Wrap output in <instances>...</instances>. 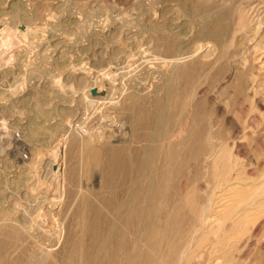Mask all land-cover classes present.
I'll list each match as a JSON object with an SVG mask.
<instances>
[{
    "label": "rangeland",
    "instance_id": "1",
    "mask_svg": "<svg viewBox=\"0 0 264 264\" xmlns=\"http://www.w3.org/2000/svg\"><path fill=\"white\" fill-rule=\"evenodd\" d=\"M238 13L248 15L245 26L234 25ZM6 32L14 42L11 50ZM163 43L165 50H160ZM96 86L105 99L96 105L84 103L83 95L98 92ZM122 89L136 96L139 91L141 97L129 99L124 108L115 101ZM132 103L154 111L146 124L136 119L131 124L137 165L129 179L100 188L102 167L86 161L79 135H103L108 119L122 126L135 117ZM76 119L77 127L67 128ZM5 130L22 134L26 148L20 156L27 163L32 156L50 158L53 169L63 161L56 204L29 195L33 173L11 165ZM150 184H160L163 195L150 197ZM129 187L138 188L135 224L125 218ZM48 193L52 197L53 189ZM109 197L114 202L110 207ZM38 205L53 208L40 220L37 243H50L59 229L52 246L63 252L67 264H91L95 260L86 255L95 251L101 256L102 250L109 254L105 264H127L125 245L139 264L151 257V264H264V0H0V234L16 231L7 219L32 216ZM89 205L104 216L102 230L89 229L94 224ZM239 218L244 222L240 229L234 226ZM106 235L110 242L101 247ZM3 240V245L10 242ZM23 245L33 247L30 242ZM159 256L161 261L156 260ZM133 261L128 264H136Z\"/></svg>",
    "mask_w": 264,
    "mask_h": 264
},
{
    "label": "bare ground",
    "instance_id": "2",
    "mask_svg": "<svg viewBox=\"0 0 264 264\" xmlns=\"http://www.w3.org/2000/svg\"><path fill=\"white\" fill-rule=\"evenodd\" d=\"M176 9H174V11H175ZM150 11V10H149ZM178 11V10H177ZM238 11V10H237ZM179 12V11H178ZM242 12V11H241ZM246 14V13H245ZM244 13H238L237 14V20H235V21H237V23H235L234 25H236V24H239V26H245V22L247 23V21H249L248 20V18H247V16L245 15ZM175 15V14H174ZM184 16V15H183ZM153 17V16H152ZM173 17V16H172ZM174 18H176V16L174 17ZM173 18V19H174ZM184 18V17H183ZM177 19H178V17H177ZM191 19V18H190ZM176 20V19H175ZM174 20V21H175ZM130 21V20H129ZM234 21V22H235ZM250 22H251V19H250ZM250 22H248V23H250ZM181 23V22H180ZM131 24V23H130ZM244 24V25H243ZM153 26V25H152ZM218 27V29L216 30V35H218L220 32H221V25H219V26H217ZM155 29V28H154ZM234 30H235V27L233 28ZM236 29H239V28H237V26H236ZM104 31V30H103ZM5 33V32H4ZM3 34V33H2ZM14 34V33H13ZM226 34V33H225ZM16 35V34H15ZM12 35L11 34H9V33H7L6 32V34H4V39L5 40H7V41H11V44L9 45V49H10V46L12 45L13 46V43L14 42H12V37H11ZM176 36V35H175ZM215 36V35H214ZM16 37V36H15ZM173 37V36H172ZM175 38V37H174ZM17 39V38H16ZM20 39V38H19ZM215 39H217V38H215ZM214 39V40H215ZM21 40H23V38L21 39ZM214 40H213V42H214ZM162 41V40H161ZM216 41V40H215ZM172 44V43H171ZM179 49V48H178ZM11 50V49H10ZM160 50H165V44L163 43L162 44V46H161V48H160ZM177 50V49H176ZM210 51V50H209ZM157 52V51H156ZM177 52V51H176ZM181 52V51H180ZM157 54V53H156ZM159 54V53H158ZM210 54V53H209ZM212 54V53H211ZM185 55V54H184ZM186 56V55H185ZM178 57V56H177ZM179 57H181L180 55H179ZM188 57V56H187ZM186 57V58H187ZM206 57H209V56H206ZM175 58V57H174ZM183 58H185V57H183ZM185 58V59H186ZM210 58V57H209ZM208 58V59H209ZM177 59V58H176ZM181 59V58H180ZM204 59V58H203ZM187 60V59H186ZM175 61H177V60H175ZM174 62V61H173ZM177 62H179V61H177ZM175 64H177L176 62H175ZM176 66V65H175ZM173 74V73H172ZM241 77V76H240ZM166 80V79H165ZM170 80V79H169ZM177 80V79H176ZM179 81H180V79H178ZM98 81V80H97ZM107 81V80H106ZM113 81V80H112ZM102 83V82H101ZM99 84V83H98ZM108 85V84H107ZM103 86V85H102ZM133 86V85H132ZM98 86H96V89H98L97 88ZM104 87V86H103ZM124 87V86H123ZM167 88V87H166ZM89 89V88H88ZM88 89H87V91H88ZM91 89V88H90ZM99 89H100V87H99ZM99 89H98V92H96V93H93V92H89L88 91V93H85V91H83V94H81V95H83V99L85 100V101H83L84 103L86 102V104H94V105H96V104H98V103H101L104 99H105V97H106V94L100 89V91H99ZM123 90V89H122ZM86 91V92H87ZM97 91V90H96ZM107 91V90H106ZM108 92V91H107ZM167 92V91H166ZM143 93V92H142ZM148 93H149V91H148ZM147 93V94H148ZM154 93V92H153ZM111 94V93H110ZM118 94V93H117ZM117 94L115 95V97L117 96ZM138 94H140L139 93V91H138V93H137V96H136V94L134 93V91H128V90H123V92H121V93H119L118 94V97H116L117 99H115V101H116V103H117V105H119L118 103H121L122 105H123V107L125 108L126 107V105H128L127 104V101L130 99V101L132 100V99H134V98H137L138 97ZM150 94V93H149ZM148 94V95H149ZM166 94V93H165ZM109 95V94H108ZM114 95H113V97L111 98L110 97V99H113L114 98ZM160 95V94H159ZM108 97V96H107ZM139 97H141V94H140V96ZM166 97V96H165ZM108 99V98H107ZM148 99V98H147ZM108 102V101H107ZM112 102V101H111ZM133 102V101H132ZM112 104V103H111ZM110 104V105H111ZM151 104V103H150ZM154 104V103H153ZM85 105V104H84ZM114 105V104H113ZM116 105V104H115ZM136 105V104H135ZM85 106H87V105H85ZM93 107V106H92ZM113 107H116V106H113ZM162 107V106H161ZM83 108V107H82ZM128 108H129V106H128ZM130 109H132L133 110V112L132 113H134L135 115H132V117L133 116H135V117H137V118H135V117H130V118H132V119H129L128 121H126V119L124 120L125 122L123 123V125L122 126H120V125H118V127H116L117 125H116V123H114V120H111V119H108L107 117H110V116H105V118H107L108 120H105V123H104V129H103V135H101V136H96L97 135V133H96V135H92L93 137H90V136H87L86 134H84L83 133V135H79V150H80V152L83 154V155H85V159H86V161L88 160V161H90V163H94V164H99V165H101V167H102V175H101V180H102V182H101V184L99 185V187L101 188V187H103V186H106V187H114V186H117L119 183H120V181L122 180V178L124 177V178H126V180L127 179H129L128 178V176L131 174V172H132V170H133V168L137 165V159H136V157H135V149L133 148V147H135V145H133V143L135 142L134 141V139H135V135H134V127H132L131 126V124H133L132 122H134L135 121V119H136V121L137 122H140L141 124H146L147 122H149V120H150V118H152L153 117V115H154V111L151 109V108H147V107H142V108H139V109H137V107L136 106H134V104L132 103V106H131V108ZM129 109V110H130ZM127 112H128V110H127ZM129 113H131V110H130V112ZM100 115V114H99ZM124 115H126V114H124ZM130 115V116H131ZM103 117V116H102ZM129 117V116H128ZM127 117V118H128ZM80 118V117H79ZM104 118V119H105ZM114 118V117H113ZM112 118V119H113ZM126 118V117H125ZM158 118V117H157ZM181 118V117H180ZM78 119V118H77ZM76 119V122L74 123L73 121V126H71V125H68L67 126V128L69 127V129L71 128V129H75L76 127H77V124L79 123V121ZM99 119V118H98ZM71 121V120H70ZM101 121V120H100ZM116 121V120H115ZM123 122V121H122ZM97 123V122H96ZM70 124V123H69ZM101 124H102V122H101ZM101 124H100V126H101ZM165 124V123H164ZM163 124V125H164ZM155 125V124H154ZM66 126V125H65ZM79 127V126H78ZM94 127V126H93ZM97 127H98V125H97ZM163 127V126H162ZM134 128V129H133ZM19 129V128H18ZM78 129V128H77ZM160 130H163L162 128L160 129ZM15 131H17V130H15ZM15 131L13 132L12 130H5L4 131V135H3V137H4V139H5V142H6V144L8 145V147H9V155H12L13 156V158H12V160H11V165L13 166V165H15V166H13V167H18V168H25V169H29V171L30 172H32L33 173V179H34V181H33V183H32V187H30V190H29V195L33 198H40V200H41V198H43V200H48V201H50V200H52L53 199V203L51 204V205H53V204H56L57 203V201L60 199L59 197H60V195H61V192H62V188H61V186H62V184H60L61 182H63V181H61L62 180V178H63V168H64V164H63V161L61 160H58L57 161V164L55 163V165H54V167H53V169H52V167L50 166V163H49V160H50V158H48L49 160H46V159H44V158H37V159H35V158H33V156H32V159L31 160H29L28 161V163L25 161L26 159H24V156H20L21 154V151L23 150V149H25L26 148V144H25V142L23 141V140H21L20 139V137H22V134H19L18 132V134H16L15 133ZM70 131V130H69ZM141 131V130H140ZM80 132V131H79ZM160 132V131H159ZM162 132V131H161ZM176 132H178V133H180L181 132V128H179V129H176ZM34 133H35V131H34ZM59 133V132H58ZM73 133H76V132H73ZM81 133V132H80ZM184 133V132H183ZM30 133H28V135H29ZM21 135V136H20ZM32 135H33V132H32ZM162 135V134H161ZM2 136V135H1ZM2 137V138H3ZM137 137V136H136ZM139 138V137H138ZM62 139V138H61ZM202 140V139H201ZM157 141V140H156ZM204 142V141H203ZM2 143V142H1ZM194 143V142H193ZM200 143V142H199ZM5 144V143H4ZM135 144V143H134ZM155 144V143H154ZM178 145V144H177ZM29 146V145H28ZM27 146V147H28ZM4 147V146H3ZM2 147V149H4ZM191 148V147H190ZM4 150H6V149H4ZM158 150V149H157ZM7 151V150H6ZM58 151V150H57ZM2 152V151H1ZM26 152H28V151H26ZM50 152V151H49ZM48 152V153H49ZM61 152V151H60ZM189 152V151H188ZM195 152V151H194ZM24 153V152H23ZM172 153H173V151H172ZM51 154H53V152L51 151ZM171 154V153H170ZM8 155V154H7ZM8 155V156H9ZM45 155V154H44ZM49 155V154H48ZM82 155V158L84 157ZM176 155V154H175ZM194 155H195V153H194ZM209 155V154H208ZM214 155V154H213ZM51 156V155H50ZM148 156V155H147ZM5 157V156H4ZM7 157V156H6ZM46 157V156H45ZM52 157V156H51ZM210 157V156H209ZM25 158H28L27 156H25ZM55 158V157H54ZM60 158V157H59ZM207 158V157H206ZM213 158V157H212ZM53 159V158H52ZM202 159V158H201ZM4 160V159H3ZM172 161V160H171ZM26 162V163H25ZM145 162V161H144ZM212 162H213V160H212ZM211 162V163H212ZM141 163H142V161H141ZM140 163V164H141ZM51 164H52V161H51ZM182 164V163H181ZM207 164H210L209 162L207 163ZM213 164V163H212ZM211 164V165H212ZM215 164V163H214ZM10 165V164H9ZM149 165V164H148ZM171 165V164H170ZM141 166V165H140ZM214 166H216V165H212V167H214ZM8 167V166H7ZM147 167V166H146ZM154 167V166H153ZM66 169V168H65ZM53 170V171H52ZM158 170V169H157ZM22 172V171H21ZM31 173V174H32ZM100 176V175H99ZM131 176V175H130ZM129 176V177H130ZM162 176H164V175H162ZM165 177V176H164ZM8 178V177H7ZM161 178V177H160ZM167 179V178H166ZM29 180V179H28ZM132 180V179H131ZM130 180V181H131ZM150 180V179H149ZM130 181H127V182H129V184L131 185V183H130ZM170 181V180H169ZM60 182V183H59ZM66 182H68V181H66ZM151 182V181H150ZM158 183V182H157ZM165 183V182H164ZM149 184V183H148ZM156 184V183H155ZM131 186H133L134 187V185L132 184ZM133 187H132V190H131V188L129 189L128 188V190H126L128 193L126 194V196H125V199H124V205H125V210H126V213H127V215H126V213H125V215H126V219L128 218V224H135V217H136V214H137V208H136V205H135V197H136V193H137V191H138V188H134L133 189ZM167 187V186H166ZM80 188V187H79ZM51 189H53V191H54V195L52 196V197H50L49 198V196H51V195H49V190H51ZM66 189V188H65ZM81 189V188H80ZM89 189V188H88ZM147 194H149L150 195V197H151V195L153 196V197H155V196H159V194H160V197H161V195H163V194H161V191H162V186L160 185V184H157V185H154V184H150L149 186H147ZM104 190V189H103ZM165 190V189H164ZM163 190V191H164ZM78 191H80V190H78ZM84 191H85V189H84ZM83 191V192H84ZM99 191V189L98 190H96V191H92V190H88V191H86L87 192V194H93V193H97ZM238 192V191H237ZM241 193V192H240ZM65 194V193H64ZM81 194L82 193H80V192H78V194H77V198L79 199L80 197H81ZM85 194L86 193H84V196H85ZM192 194V193H191ZM237 194H239V192L237 193ZM27 195V194H26ZM49 195V196H48ZM69 195V194H68ZM187 195V194H186ZM235 195V194H234ZM97 196V195H96ZM96 196H95V198H96ZM99 196H101V195H99ZM148 196V195H147ZM188 196V195H187ZM231 196H233V195H231ZM236 196V195H235ZM246 196V195H245ZM26 197V196H25ZM98 197V196H97ZM149 197V196H148ZM195 197V196H194ZM234 197V196H233ZM65 198V197H64ZM85 198V197H84ZM94 198V197H93ZM145 198H146V196H145ZM158 198V197H157ZM164 198V196L162 197V199ZM235 198H237V197H234V199ZM240 198H243V197H240ZM28 199V197L26 198V200ZM150 200H151V198H149ZM161 199V200H162ZM238 199V198H237ZM245 199H247L246 197H245ZM16 200H17V198H16ZM21 200V199H20ZM23 200V199H22ZM31 200H33V199H31ZM31 200H29V201H31ZM57 200V201H56ZM80 200V199H79ZM144 200H146V199H144ZM230 200H233V199H230ZM241 200V199H240ZM18 202H19V199L17 200ZM28 201V202H29ZM37 201V200H36ZM66 201V200H65ZM75 201V200H74ZM81 201H82V197H81ZM81 201H79L80 203H81ZM117 200H115V202H116ZM158 201V200H157ZM223 201V200H222ZM241 201H243V200H241ZM17 202V203H18ZM27 201H25V203H26ZM151 202V201H150ZM154 202V201H153ZM153 202H151L152 204H153ZM164 202H165V200H164ZM20 203V202H19ZM18 203V204H19ZM22 203V202H21ZM23 203H24V200H23ZM37 203H38V201H37ZM100 203L101 202H99V204L97 203V205L98 206H100ZM112 203H114L113 202V199H112V197H109V198H107L106 199V204L108 205V207H110L111 205H112ZM146 203V202H145ZM228 203H232L233 204V202H228ZM234 203H235V201H234ZM239 203V202H238ZM241 203V202H240ZM29 204V203H28ZM32 204V203H31ZM33 204H36L35 202L33 203ZM47 204V203H46ZM59 204H60V202H59ZM81 204H83V203H81ZM151 204V205H152ZM196 204V203H195ZM226 204H227V202H226ZM20 205V204H19ZM208 205V204H207ZM235 205H236V203L234 204V208H236L235 207ZM25 205H20V207L21 208H23ZM28 206V205H27ZM46 206V205H45ZM86 206H87V204H86ZM91 206H93V205H91ZM145 206V205H144ZM226 206V205H225ZM232 206V205H231ZM19 207V206H18ZM30 207V206H29ZM43 207V206H42ZM47 207V206H46ZM46 207H45V209H46ZM71 207V206H70ZM90 207V205L87 207V208H89ZM97 207V206H96ZM115 207V206H114ZM164 207V206H163ZM179 207V206H178ZM239 207V206H238ZM34 207H32V209H33ZM53 208V207H52ZM52 208L51 209H49L48 210V208L46 209V210H44V209H42L39 205H38V207L36 208V209H38V210H36L35 212H34V214L31 216H29V215H27L25 212V209L23 210V212L25 213V219H14V218H9V219H7V217H6V219H7V221H6V219L4 218V220L6 221V223L7 224H9V225H11L12 227H11V229H16V231H14V230H12L13 232H9L8 234L6 233V232H4V234L3 233H1L0 234V264H67L66 262H63V260H62V257H61V252L62 251H60L59 249H57L56 247H53L52 246V244H53V242L55 241V240H57L58 238H59V229H58V231H56L52 236H51V241H50V238H49V241H50V243L48 242V244H45V245H42V244H38L37 242H38V235H36L35 234V232H39V231H36L37 229H38V227L40 228L42 225H43V222L41 223V221L40 220H42V217L43 216H46L47 214H49V212H51V210H52ZM59 208V207H58ZM92 208V207H91ZM104 208V207H103ZM123 208V209H124ZM153 208V207H152ZM205 208L207 209V207L205 206L204 207V209L203 210H205ZM223 208V207H222ZM228 210H230L229 208H230V206H229V208H228V206L226 207ZM225 208V209H226ZM27 209V208H26ZM30 209V208H29ZM115 209V208H114ZM154 209H156V208H154ZM154 209L153 210H151L152 212H153V214H154ZM181 209V208H180ZM200 210H201V208H199ZM198 209V210H199ZM226 209V210H227ZM232 209V208H231ZM89 210V212H88V214L90 213L91 214V212H90V208L88 209ZM87 210V211H88ZM174 210V209H173ZM197 210V211H198ZM199 210V211H200ZM225 210V211H226ZM22 211V210H21ZM34 211V210H33ZM33 211H32V213H33ZM92 211V214L90 215V217H92L91 218V220H92V222H94V224L93 225H89V229H91V228H95V227H99L100 226V229L102 230V227H101V225H103L105 222H106V220H105V218H104V216H102L101 214H100V212H98L97 210H95V209H92L91 210ZM110 211V210H109ZM150 211V212H151ZM181 211V210H180ZM198 211V212H199ZM232 211V210H231ZM230 211V212H231ZM10 212V211H9ZM9 212H7V216L9 215L8 213ZM20 212V211H19ZM28 212H29V210H28ZM111 212V211H110ZM125 212V211H124ZM151 212V213H152ZM157 212H159L158 211V208H157ZM160 212H161V209H160ZM168 212V211H167ZM170 212V211H169ZM203 212V211H202ZM229 212V214H232V212L230 213ZM31 213V212H30ZM59 213V212H58ZM150 213V214H151ZM180 213V212H179ZM204 213V212H203ZM19 214H21V213H19ZM69 214V213H68ZM157 214V213H156ZM200 214V213H199ZM202 214V213H201ZM224 214H225V212H224ZM228 214V213H227ZM22 215H23V213H22ZM169 215V214H168ZM168 215H167V219H168ZM171 215V214H170ZM177 215H178V213H177ZM234 215V214H233ZM244 215V214H243ZM15 216H16V214H15ZM19 216V215H18ZM128 216V217H127ZM153 216V215H152ZM151 216V217H152ZM246 216H247V214H246ZM4 217V216H3ZM9 217H11V216H9ZM17 217V216H16ZM22 217V216H21ZM117 217V216H116ZM165 217H166V215H165ZM170 217H172V216H170ZM169 217V218H170ZM226 217H228V215L226 216ZM114 218V217H113ZM112 218V219H113ZM174 218H175V216H174ZM177 218V217H176ZM198 218H200L199 216H198ZM202 218V217H201ZM229 218V217H228ZM241 218V217H240ZM240 218L239 219H237L238 221L237 222H235V224H234V226L235 227H239V229H240V227L242 226V224L244 223H242V221L240 220ZM249 217H247V219H248ZM43 219H45L44 217H43ZM115 219H118V218H114L113 220L115 221ZM166 219V220H167ZM204 219V218H203ZM176 220V219H175ZM191 220V219H190ZM200 220V219H199ZM246 219H244V221H245ZM251 220V219H250ZM2 221H3V219H2ZM44 221V220H43ZM113 221V222H114ZM133 221V222H132ZM176 221H178V220H176ZM200 221H202V220H200ZM204 221V220H203ZM236 221V220H235ZM249 220H247L246 222H248ZM1 222V221H0ZM65 222V221H64ZM92 222H91V224H92ZM117 222V221H116ZM166 222V221H165ZM245 222V223H246ZM45 223V222H44ZM82 223V222H81ZM112 223V222H111ZM169 223V222H168ZM176 223V222H175ZM174 223V224H175ZM198 223H200V222H198ZM242 223V224H241ZM5 224V223H4ZM106 224V223H105ZM114 224V226H115V223H113ZM166 224V223H165ZM172 224H173V222H172ZM174 224H173V226H174ZM203 224V223H202ZM218 224V223H217ZM217 224H214L213 226H210V230L212 231V227H213V229H214V231L215 230H217V229H219L218 227H217ZM127 225V224H126ZM5 225H3L2 227H4ZM6 226H8V225H6ZM6 226H5V228H6ZM62 226V225H61ZM61 226H60V228H61ZM111 226H112V224H111ZM114 226H112L113 228H114ZM165 226V225H164ZM168 226V225H167ZM170 226H172V225H170ZM172 226V228H174ZM176 226H177V224H176ZM1 227V226H0ZM166 227V226H165ZM165 227H164V229H165ZM193 227V226H192ZM201 227V226H200ZM57 228H59V227H57ZM170 229H171V227H169ZM49 229V228H48ZM133 229V228H132ZM163 229V230H164ZM170 229H168V230H170ZM198 229V228H197ZM201 229V228H200ZM1 230V229H0ZM110 230V229H109ZM202 230V229H201ZM112 231V230H111ZM110 231V232H111ZM119 231V230H118ZM166 231H167V229H166ZM195 231V230H194ZM1 232H2V230H1ZM133 232V231H132ZM200 232V231H199ZM203 232V231H202ZM216 232V231H215ZM6 233V234H5ZM40 233V232H39ZM49 233V232H48ZM101 233V232H100ZM109 233V232H108ZM120 233V232H119ZM131 233V232H130ZM212 233H214V232H212ZM45 234V233H44ZM43 234V235H44ZM99 234V233H98ZM110 234V233H109ZM111 234H112V232H111ZM110 234V235H111ZM113 234H115V232L113 233ZM112 234V235H113ZM116 234H117V231H116ZM115 234V235H116ZM137 234H139V233H137ZM208 234V233H207ZM42 235V236H43ZM46 235V234H45ZM44 235V236H45ZM114 235V236H115ZM126 235V234H125ZM133 235H135V234H133ZM192 235V234H191ZM190 235V236H191ZM200 235H201V233H200ZM202 235H205V234H202ZM41 236V237H42ZM124 236V235H123ZM129 236V235H128ZM167 236V235H166ZM169 236V235H168ZM193 236H194V234H193ZM196 236V235H195ZM46 237H47V235H46ZM45 237V238H46ZM121 237V236H120ZM134 237V236H133ZM205 237H207V236H205ZM5 238H10V242L8 243V245H3V243H2V240L3 239H5ZM44 238V237H43ZM43 238H41V239H43ZM44 238V239H45ZM122 238V237H121ZM137 238H138V236H137ZM140 238V237H139ZM193 238V237H192ZM97 239V238H96ZM116 239V238H115ZM115 239H113V240H115ZM117 239H120V238H118L117 237ZM116 239V240H117ZM133 239V238H132ZM134 239H135V237H134ZM141 239V238H140ZM160 239V238H159ZM166 239V238H165ZM165 239H163V240H165ZM170 240L171 238H167V240ZM199 239H201V238H199ZM8 240V239H7ZM121 240V239H120ZM202 240V239H201ZM3 241H5V240H3ZM58 241V240H57ZM118 242H119V240H117ZM122 241V240H121ZM128 241H131L132 242V240H128V238H127V243H128ZM160 241V240H159ZM171 241V240H170ZM177 241V240H176ZM179 241V240H178ZM177 241V242H178ZM24 242H30L31 244H32V246L33 247H30V248H27V247H23L24 245H23V243ZM45 242V241H44ZM110 241H109V239H108V236L106 235L105 236V238L103 239V241H102V246L101 247H103V246H105V245H107V243H109ZM144 242V241H143ZM149 243H152V244H154L153 242V240H151V239H149V241H148ZM156 243H157V241H155ZM165 242V241H164ZM180 242V241H179ZM6 243V242H5ZM13 243V244H12ZM111 243H112V241H111ZM115 243V242H114ZM28 244V243H27ZM116 244V243H115ZM131 244V243H130ZM160 244V243H159ZM162 244L163 245H166V242H165V244L162 242ZM161 244V245H162ZM174 244V243H173ZM23 245V246H22ZM113 245V244H112ZM122 245V247H123V243L121 244ZM148 245V244H147ZM151 245V244H150ZM155 245V244H154ZM168 245H170V244H168ZM175 245V244H174ZM119 246V245H118ZM131 246V245H130ZM173 246V245H172ZM125 247H126V245H125ZM123 248V250L125 251H123L124 252V254H125V257H126V260L125 261H127V264H128V262H132L133 260H135V262H136V264H139L140 263V259L138 260V259H136V253H132V251L130 250H127L126 248ZM150 247H152V246H150ZM170 247H171V245H170ZM131 248V247H130ZM160 249H161V247H159ZM173 248L174 247H172V250H173ZM82 250H83V248H81ZM118 249V248H117ZM132 249V248H131ZM136 249V248H135ZM149 249V248H148ZM88 250V249H87ZM94 250V249H93ZM121 250V249H120ZM152 250H153V248H152ZM156 250V249H155ZM166 250V249H165ZM89 251V250H88ZM91 251V250H90ZM100 251H101V249H100ZM119 251V250H118ZM133 251H135V250H133ZM160 251V250H159ZM164 250L162 249V251H161V255H162V252H163ZM168 251H169V248H168ZM171 251V250H170ZM169 251V252H170ZM180 251V250H179ZM80 252H81V250H80ZM138 252V251H137ZM169 252H166L164 255H166L167 256V254L169 253ZM184 252H186V251H184ZM68 253V252H67ZM85 253V252H84ZM102 253H103V250H102ZM102 253H101V256H100V253H99V255L97 254V252H95V251H92L91 253H89V254H87L86 255V257H87V260H89V261H94V262H91V264L93 263V264H97L98 262H101L102 264L105 262H109V261H107V259L105 258V257H107L108 256V259H109V254L107 255V254H104V255H102ZM139 253H141V252H139ZM80 254V253H79ZM115 254H116V252L114 253V256H115ZM151 254V253H150ZM152 254H153V252H152ZM151 254V255H152ZM177 254V253H176ZM183 254V253H182ZM182 254L180 255V257H182ZM62 255H63V252H62ZM82 255V254H81ZM139 255V254H138ZM155 255V254H154ZM163 255V256H164ZM123 256V255H122ZM165 256V257H166ZM172 256H173V258L175 257V256H177V255H175L174 256V254H172ZM172 256H169L168 255V257H171L172 258ZM82 257V256H81ZM164 257V258H165ZM138 258V257H137ZM140 258H142V257H140ZM146 258H147V256H146ZM163 258V257H162ZM160 256H159V259H156V260H160V259H162ZM167 258V257H166ZM170 258V259H171ZM183 258V257H182ZM112 259H113V256H112ZM119 259H120V256H119ZM121 259H122V257H121ZM145 259V258H144ZM168 259V258H167ZM175 259V258H174ZM178 259H179V256H178ZM178 259H176V260H178ZM181 259V258H180ZM179 259V260H180ZM80 260V259H79ZM124 260V259H123ZM153 257H151V258H147L146 259V263L145 264H151V263H153ZM96 261H98L97 263H95ZM114 261H115V258H114ZM125 261H123V262H125ZM141 261H142V259H141ZM161 261V260H160ZM168 261V260H167ZM118 262H120V261H118ZM130 262V263H131ZM134 262V261H133ZM144 262H145V260H144ZM179 262V261H178ZM100 263V264H101ZM104 263V264H105ZM113 262H111L110 264H112ZM121 263H122V261H121ZM120 263V264H121ZM129 263V264H130ZM155 263V262H154ZM80 264V263H79ZM81 264H82V262H81ZM87 264H88V262H87ZM109 264V263H108ZM115 264V263H114ZM125 264H126V262H125ZM158 264V263H157ZM164 264V263H163Z\"/></svg>",
    "mask_w": 264,
    "mask_h": 264
}]
</instances>
